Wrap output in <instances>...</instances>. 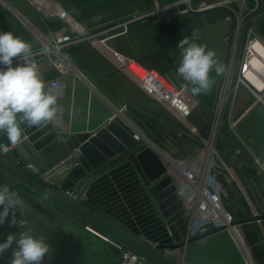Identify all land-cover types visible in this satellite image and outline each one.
<instances>
[{"label": "crops", "instance_id": "1", "mask_svg": "<svg viewBox=\"0 0 264 264\" xmlns=\"http://www.w3.org/2000/svg\"><path fill=\"white\" fill-rule=\"evenodd\" d=\"M173 1L0 0V31H11L22 37L33 45V51L42 48L45 36L56 37L66 23L51 11L50 3L64 10L68 20L80 27V34L73 28L70 33L75 37L82 35L64 46V53L73 65L70 72L62 74L51 69L43 73L46 85L55 77L66 85L65 96L58 99L64 108L61 123L42 129L22 125L35 149H46L38 161L41 169L57 165L70 154L74 155V161L80 155L78 149L72 152L68 148L62 134L95 135L118 116L154 140L167 130L185 129L177 117L129 71L125 62L135 61L158 72L174 86L182 87L185 82L176 72L180 60L178 44L191 37L192 30L198 33L197 43L207 44L208 48L215 50L218 60L225 66L220 76L212 72L215 83L211 91L196 96L198 105L187 120L200 134L209 133L218 100L236 81L239 64L232 69L233 52L236 49V61H240L249 38L248 31L244 35L238 33L244 5L249 8L250 25L261 33L264 40V0H209L222 1L223 4L207 10L188 9L151 18L159 9L171 6ZM89 34L98 39L90 41L86 38ZM225 106L218 147L227 159L233 158L235 149L241 148L232 160L241 184L237 180L225 181L223 196L234 221H241L188 243L182 253L178 254V249L162 250L165 256L182 264H264V217L245 220L264 214V174L255 165L251 153L241 147V140H244L250 142L256 151H264L260 127L248 130L247 126L249 118H264V103L240 86L235 94L232 90L229 92ZM130 113L148 125L150 131L142 130ZM229 118L236 123L241 120L237 133L230 126ZM140 150V142L133 143L88 173L85 179L76 182L73 189L83 193V206L87 210L139 241L152 247L174 243L150 191L155 182L147 178L136 157ZM7 159L14 161L13 157ZM71 167L69 164L61 175L55 174L59 181L68 176ZM239 203H242L246 215ZM8 217H12L11 210ZM2 226L4 224L0 229ZM203 229L209 230L206 221L195 222L190 236L201 234ZM3 255L11 259V255ZM42 264H48L45 258Z\"/></svg>", "mask_w": 264, "mask_h": 264}, {"label": "built area", "instance_id": "2", "mask_svg": "<svg viewBox=\"0 0 264 264\" xmlns=\"http://www.w3.org/2000/svg\"><path fill=\"white\" fill-rule=\"evenodd\" d=\"M30 1L35 2L36 0ZM179 2H185L187 4L185 10H188L192 0ZM221 4H223L222 1H203L196 10L212 9ZM50 7L51 11L56 16L62 17L66 23L56 37L49 38L45 36L43 38L42 48L34 50V59L42 74L45 70L51 69H56L64 74L73 69L70 59L64 53V46L80 39L78 37L82 35L75 37L70 33L74 29L73 31L80 34V27H76L68 20V15L64 10L53 4L51 5V3ZM161 10L159 9L156 13ZM227 18L230 19L231 16L228 15ZM86 38H89L90 41L98 39L93 34L92 36L89 34ZM262 49L264 50V40L256 34H250L240 61H236V49L234 50L231 67L233 69L235 64H239V67L235 84L230 91L232 90L235 94L238 88L242 86L254 94L257 101L264 103V56L261 55ZM42 54H44V57H41ZM20 63H23V61L14 59L13 67ZM125 66L128 67L129 71L133 73L148 92L159 99L185 126V129L167 130L155 140L150 139L145 133L137 131L133 127L132 129L134 130V137L140 142V149L148 145L151 146L165 162L166 171L164 175H170L171 183L179 194V199L182 202L181 207L189 221V231L191 232L193 224L199 220L206 221L209 225V230L222 226L226 228L233 226L234 218L225 204L223 184L227 180L240 181L236 176L232 160L241 152V148L235 149L233 158L227 159L222 155L218 147L224 108H226L225 105L227 104L230 91H225L226 93L218 100L214 108L210 131L207 135H202L196 128L189 125L187 121L189 114L198 105V99L196 96H192L188 87L174 86L158 72L146 68L135 61L128 60L125 62ZM3 67V65H0V68ZM47 86L54 92L59 93V99L65 96L66 85L60 78L50 79ZM58 105L59 112L54 126L61 123L64 114L63 105L59 103ZM229 119L231 127L236 124V120ZM24 138L27 139L28 136L24 134ZM14 147L15 145L2 144L0 146V154L4 155L6 151ZM241 147H245L251 153L254 163L264 174V151H256L250 142L244 140H241ZM74 159V155L70 154L57 165L48 169H41L38 163L30 160L22 162L14 160L13 163L20 170L25 171L45 185L57 189L71 201L83 206L85 196L81 191L75 189L64 191L60 189L59 185H55L51 181L52 178L59 179L55 174L61 175L68 169L69 164L71 166L74 165L78 161V156L75 161ZM91 230L96 232L93 229ZM203 232H205V229L202 230ZM105 239L124 251V258L121 264H139L145 261L140 254L130 248L122 246L107 237Z\"/></svg>", "mask_w": 264, "mask_h": 264}, {"label": "water", "instance_id": "3", "mask_svg": "<svg viewBox=\"0 0 264 264\" xmlns=\"http://www.w3.org/2000/svg\"><path fill=\"white\" fill-rule=\"evenodd\" d=\"M186 8L187 4L185 2H179L162 9L151 18L155 19L166 16L183 11ZM129 115L142 130L150 131L148 125L131 113ZM62 137L65 138V142L72 152L75 149L80 151L78 161L72 165L68 176L63 181L55 178L51 179L53 184L59 185L60 189L64 191L73 189L75 183L81 179H85L88 173H91L94 169L108 161L109 158L126 150L133 143L137 142V139L134 137V130L120 116L116 117L95 135L88 133L68 135L64 133ZM2 144L11 145L3 134L0 137V146ZM45 150L37 151L33 144L23 136L20 144L6 151L4 155L0 154V184H7L10 189L17 191L20 197L26 199L38 213L46 216L49 222L64 234L65 247L52 254L48 264H121L124 258V251L105 239V237L140 254L145 261L139 264H182L165 256L162 250L178 249L177 253H182L183 247L188 243L226 228L222 226L190 236L189 221L185 217L184 210L181 207L182 202L179 199V194L171 183L172 179L170 175H164L166 171L165 162L148 145L141 148L136 157L147 178L155 182L150 191L161 210L168 231L175 242L160 243L155 247L147 245L87 210L85 207L71 201L57 189L45 185L25 171L20 170L13 162L7 159L13 157V160H18L19 162L30 160L38 163ZM3 174L8 176L9 179H15L47 198L56 205L57 209H53L45 203L27 196L26 193L15 188L7 179H4ZM259 205L261 207V204ZM239 207L242 213L246 215L247 213L242 203H239ZM233 210L238 218V213L235 209ZM68 215L79 219L81 223L78 224L73 221ZM263 217L264 214L251 218L246 217L245 220ZM240 221L237 219L233 224ZM0 264H10V261L4 255H0Z\"/></svg>", "mask_w": 264, "mask_h": 264}, {"label": "clouds", "instance_id": "4", "mask_svg": "<svg viewBox=\"0 0 264 264\" xmlns=\"http://www.w3.org/2000/svg\"><path fill=\"white\" fill-rule=\"evenodd\" d=\"M198 33L192 30L191 37L182 39L177 75L189 85L192 96L207 94L215 83L212 72L220 76L225 66L220 63L215 50L207 44L197 43ZM33 45L11 31H0V134L6 136L11 145L22 142L27 128H47L57 121L59 93L46 85L43 74L34 59ZM14 59L23 63L13 67ZM0 225L9 216L10 210L21 209L24 201L17 191L7 184H0ZM15 212L10 226L16 225ZM26 223V222H24ZM20 226H23L19 221ZM13 245L15 247L13 248ZM12 249L10 264H42L49 254L51 245L45 236L33 235L30 230L8 234L0 243V255Z\"/></svg>", "mask_w": 264, "mask_h": 264}, {"label": "rangeland", "instance_id": "5", "mask_svg": "<svg viewBox=\"0 0 264 264\" xmlns=\"http://www.w3.org/2000/svg\"><path fill=\"white\" fill-rule=\"evenodd\" d=\"M160 2V0H157ZM164 2H168L170 0H162ZM179 1L182 0H174L172 3V5L178 3ZM184 1V0H183ZM203 1H209V0H192V3L190 5L189 9H198L200 7V4ZM163 7V5L161 6ZM166 8V7H165ZM164 9V8H163ZM249 8L247 6L244 5V10L242 11V16L241 17V21L239 22V26H238V33L239 34H245V32H249L250 34H256L258 35L260 38L262 37L261 33L252 25H250V21H249V16L247 15V10ZM243 37V36H242ZM262 39V38H261ZM263 103V102H262ZM234 120V119H233ZM241 121V120H240ZM240 121L234 125H232V129L234 130V132H238V125L240 123ZM258 121V123H257ZM248 130L252 129L255 130L257 127H260V132L263 135L264 138V118L263 119H255V118H249L248 119ZM256 165V164H255ZM257 166V165H256ZM4 179H7L9 181V183L13 184L15 188H18L20 191H23L24 193L27 194V196H30L34 199H37L39 201H41L42 203H45L46 205L50 206L53 209H57L56 205L54 203H52L50 200H48L47 198L43 197L42 195H40L39 193L33 191L32 189L28 188L27 186L23 185L22 183H20L19 181H16L15 179H12L8 176H5L4 174L2 175ZM22 198V197H21ZM23 199V198H22ZM24 201V208H23V214L21 212V209L17 208L15 210H11L12 213L13 211L15 212V216H16V220H17V224L16 225H11L9 224V221L12 219H8L5 221L4 225L7 226L8 229H11L12 227L15 228H19L18 232L23 231L24 229V225H26L30 230L31 233L33 235H37V236H45L47 239V242L51 245V249L49 254L45 257V263H49V259H51L52 254L54 251H59L62 250L65 247V238H62L64 236V234L55 226L50 222V225L52 226L50 229L47 228L46 223H49V220L47 219L46 216H44L41 213H38L34 207L29 204L26 199H23ZM70 219H72L73 221L77 222L78 224H80V220H78L77 218L73 217V216H69ZM19 221L22 222L23 226H20ZM26 222V223H24ZM41 222H45L44 226L40 227V223ZM34 228V229H33ZM16 230V229H15ZM12 230V231H15ZM44 230V231H42ZM17 233V231H16ZM45 233V234H44ZM9 234H14L13 232L9 231ZM3 237V239H6L7 235H5V232L3 231L2 235H0V239ZM15 247V245H13V248ZM12 253V249L7 250L4 254L7 255H11Z\"/></svg>", "mask_w": 264, "mask_h": 264}, {"label": "flooded vegetation", "instance_id": "6", "mask_svg": "<svg viewBox=\"0 0 264 264\" xmlns=\"http://www.w3.org/2000/svg\"><path fill=\"white\" fill-rule=\"evenodd\" d=\"M79 220V219H78ZM44 224H45V222H41L39 225H40V227H42V226H44ZM46 225H47V228H51L52 226L50 225V222L49 223H46ZM3 227V226H2ZM45 227V226H44ZM16 229V230H15ZM11 228V229H8L7 228V226H5L4 225V227L2 228V229H0V235H2V233H3V231L5 232V235H8L9 234V231L10 232H13L14 234H17L18 233V229L17 228ZM34 229V228H33ZM52 229V228H51ZM12 230H15V231H12ZM28 230H32V229H29L26 225H24V229H23V231H28ZM16 231H17V233H16ZM42 231H44V230H42ZM45 234V233H44ZM62 238H64V236L62 237ZM6 239H7V237H6ZM6 239H3V237L0 239L1 241H3V242H5L6 241ZM56 251H54L53 252V254L55 253ZM9 261H10V259H9Z\"/></svg>", "mask_w": 264, "mask_h": 264}, {"label": "bare ground", "instance_id": "7", "mask_svg": "<svg viewBox=\"0 0 264 264\" xmlns=\"http://www.w3.org/2000/svg\"><path fill=\"white\" fill-rule=\"evenodd\" d=\"M261 55H263V56H264V50H263V49H262Z\"/></svg>", "mask_w": 264, "mask_h": 264}]
</instances>
